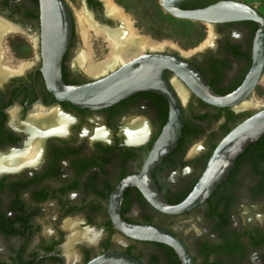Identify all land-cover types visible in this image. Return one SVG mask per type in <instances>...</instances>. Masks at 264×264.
Here are the masks:
<instances>
[{
    "label": "flooded vegetation",
    "instance_id": "af4514ba",
    "mask_svg": "<svg viewBox=\"0 0 264 264\" xmlns=\"http://www.w3.org/2000/svg\"><path fill=\"white\" fill-rule=\"evenodd\" d=\"M222 1L229 0H183L180 8ZM235 1L264 15L255 3ZM62 2L71 17L65 82L80 84L106 72L90 75L80 66L175 57L181 62L172 60L176 68L164 76L182 126L179 134H165L173 98L160 89L98 109L58 99L42 70L41 0H0V264H92L110 253L123 259L108 264H264V133L208 197L177 209L222 141L264 108V68L251 90L242 89L254 66L260 23L190 20L201 23L202 41L180 49L160 40L151 11L138 20L116 2L126 16L107 0ZM81 11L90 23L87 44ZM117 34L121 39H110ZM124 34L128 48L144 46L111 62L110 45ZM81 54L87 58L82 63ZM196 71L217 95H234V103L210 102ZM38 115L42 126L31 122ZM148 229L152 237H142Z\"/></svg>",
    "mask_w": 264,
    "mask_h": 264
},
{
    "label": "water",
    "instance_id": "95a60500",
    "mask_svg": "<svg viewBox=\"0 0 264 264\" xmlns=\"http://www.w3.org/2000/svg\"><path fill=\"white\" fill-rule=\"evenodd\" d=\"M63 0H41L42 22L44 27V47L42 68L49 89L60 100H68L80 107L98 109L114 104L121 99L143 89H160L172 97V115L165 128V134L175 129L180 133L182 119L179 103L165 79L164 73L170 62H181L175 57L160 55L142 56L131 62V66H115L107 70L103 76L80 84H67L63 78L62 63L67 48V39L71 34V17ZM183 0H161L162 6L178 18L199 20L207 23L230 21L238 19H254L260 23L257 47L254 53V66L248 76L243 90L249 91L258 81L264 68V15L256 7L249 4L229 0L222 1L205 8L183 10L180 3ZM67 38V39H66ZM174 60V61H172ZM174 62V63H175ZM146 63H156L158 66H141ZM200 85L206 88L207 99L215 104L228 105L235 101L234 95L219 96L209 86L207 81L196 71ZM240 90V92L242 91ZM264 133V108L256 112L222 141L211 157L210 163L202 179L191 195L177 209L191 208L208 197L229 174L235 166L237 156L251 142L256 141ZM158 192V191H156ZM157 194V193H156ZM137 234V232H135ZM152 230H144L142 237L151 238ZM166 234V233H164ZM118 254H106L96 259L92 264H108L122 260Z\"/></svg>",
    "mask_w": 264,
    "mask_h": 264
},
{
    "label": "rangeland",
    "instance_id": "374dc122",
    "mask_svg": "<svg viewBox=\"0 0 264 264\" xmlns=\"http://www.w3.org/2000/svg\"><path fill=\"white\" fill-rule=\"evenodd\" d=\"M248 1L255 3L264 12V0ZM115 2L138 20L151 11L157 17L161 41L170 39L180 49H187L202 41L201 32H199L202 30L201 23L174 18L164 10L161 0H115Z\"/></svg>",
    "mask_w": 264,
    "mask_h": 264
},
{
    "label": "bare ground",
    "instance_id": "6f19581e",
    "mask_svg": "<svg viewBox=\"0 0 264 264\" xmlns=\"http://www.w3.org/2000/svg\"><path fill=\"white\" fill-rule=\"evenodd\" d=\"M107 3L109 5V7L112 9V11H116L117 13L121 14V15H125V12L120 8L118 7L115 2L113 0H107ZM110 9V10H111ZM126 16V15H125ZM79 20H80V24H81V32L83 33V36H84V39H85V42L86 44L88 43L87 42V37H88V30H89V27H90V23L89 21L86 19L83 11L79 12ZM1 30V29H0ZM90 32V31H89ZM136 34V33H135ZM130 35V34H129ZM112 37L110 39H112L113 37H119L120 38V34L118 35H111ZM139 36V35H137ZM123 39L118 43V44H111L110 47H111V53H110V56L109 58H111V62L114 61V60H118L120 57L122 58H127V56H130V53H135L136 50L139 51V49H142L143 48V44H138L137 45V48H135V46H131V48H128V46H125V42H126V39L127 38V35L124 34L123 36ZM141 37H139L140 39ZM121 39V38H120ZM142 39V38H141ZM140 39V40H141ZM113 41V40H112ZM128 41V40H127ZM111 42V41H110ZM91 44V43H90ZM1 50H0V57L1 56ZM87 59L86 56L84 54H81L80 56H78V60L80 63L84 62V60ZM117 62V61H116ZM6 67V66H4ZM3 67V68H4ZM22 67V66H20ZM81 68H83L88 74L90 75H98V74H102L103 72L109 70V69H113L115 66H80ZM10 69V68H9ZM11 70V69H10ZM16 70V69H14ZM2 71V70H1ZM1 71H0V74H1ZM4 71V70H3ZM247 104V102H246ZM245 104V105H246ZM248 105L250 106V103L248 102ZM247 106V105H246ZM245 108V107H244ZM46 118V117H45ZM31 122L35 125H39V126H42L43 125V122H42V118L41 116H34L32 119H31ZM42 129V128H41ZM47 129V128H46Z\"/></svg>",
    "mask_w": 264,
    "mask_h": 264
}]
</instances>
